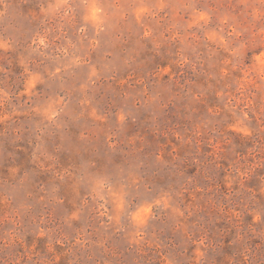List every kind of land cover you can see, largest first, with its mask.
Returning a JSON list of instances; mask_svg holds the SVG:
<instances>
[{
  "label": "rangeland",
  "instance_id": "374dc122",
  "mask_svg": "<svg viewBox=\"0 0 264 264\" xmlns=\"http://www.w3.org/2000/svg\"><path fill=\"white\" fill-rule=\"evenodd\" d=\"M0 264H264V0H0Z\"/></svg>",
  "mask_w": 264,
  "mask_h": 264
}]
</instances>
